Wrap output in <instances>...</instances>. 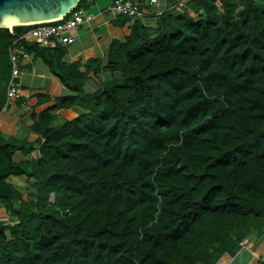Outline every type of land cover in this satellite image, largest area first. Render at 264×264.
Instances as JSON below:
<instances>
[{"label": "trees", "instance_id": "1", "mask_svg": "<svg viewBox=\"0 0 264 264\" xmlns=\"http://www.w3.org/2000/svg\"><path fill=\"white\" fill-rule=\"evenodd\" d=\"M29 28H0V113ZM20 47L70 93L33 121L37 157L0 131V264H225L264 235V0H187L83 72L65 47ZM92 71L113 76L88 93Z\"/></svg>", "mask_w": 264, "mask_h": 264}, {"label": "crops", "instance_id": "2", "mask_svg": "<svg viewBox=\"0 0 264 264\" xmlns=\"http://www.w3.org/2000/svg\"><path fill=\"white\" fill-rule=\"evenodd\" d=\"M160 0L161 5L150 7L151 14L147 16V25L155 26L158 17L153 13L157 10H165L170 6L177 5L180 1L187 0ZM96 2V0H95ZM111 2V1H110ZM99 6L93 16V20L80 25L77 40L66 48L65 61L68 63H80V71H85V63L90 59L103 60L107 54L112 40L122 39L131 33L133 21L129 19L124 22V18L113 19L104 13L105 4H96ZM93 8V7H92ZM92 8L90 10H92ZM95 9V8H93ZM89 10V11H90ZM88 11V10H87ZM86 11V12H87ZM190 11V10H189ZM90 15V14H89ZM21 95L7 108L0 113V131L7 137H15L18 140L27 139L35 144V151L32 156L37 157L40 147L39 135L32 131L31 125L34 120L39 119V115L56 104L59 97L68 95L70 91L55 77L45 62L30 54V57L21 64ZM113 75L110 72L102 71L95 76L94 72L89 73L90 80L86 84V92H94L100 87L101 82L108 80ZM82 112L81 108L75 106L69 109H59L54 112L57 120H72ZM61 124V123H59ZM58 125V124H55ZM20 152L14 156V161L22 160ZM16 185L20 191H27V179L20 177ZM21 181L22 183H19ZM0 220L7 221L8 216L5 208L0 205ZM264 259V235L252 242L249 239L248 244L239 251V253L225 264H259Z\"/></svg>", "mask_w": 264, "mask_h": 264}, {"label": "built area", "instance_id": "3", "mask_svg": "<svg viewBox=\"0 0 264 264\" xmlns=\"http://www.w3.org/2000/svg\"><path fill=\"white\" fill-rule=\"evenodd\" d=\"M88 1L89 3L95 2V0ZM146 3L147 7H145V0H111L103 12L113 19L123 15L133 22L141 21L147 25V16L151 14L150 7L158 8L161 3L160 0H148ZM182 8H185L184 1H180L177 5L167 9L182 10ZM163 11L157 10L153 15L158 17ZM91 20H93V16L86 12L85 7L80 8L79 6L62 19L31 24L26 33L12 42L9 47L12 71L7 87V99L4 109H7L21 95L20 64L26 61L30 54L20 47V42L25 40L49 49H55L59 46L67 47L77 40L80 25ZM240 244L245 247L248 244V239H244Z\"/></svg>", "mask_w": 264, "mask_h": 264}, {"label": "water", "instance_id": "4", "mask_svg": "<svg viewBox=\"0 0 264 264\" xmlns=\"http://www.w3.org/2000/svg\"><path fill=\"white\" fill-rule=\"evenodd\" d=\"M82 0H0V28L59 20ZM11 25V26H10Z\"/></svg>", "mask_w": 264, "mask_h": 264}, {"label": "rangeland", "instance_id": "5", "mask_svg": "<svg viewBox=\"0 0 264 264\" xmlns=\"http://www.w3.org/2000/svg\"><path fill=\"white\" fill-rule=\"evenodd\" d=\"M110 1L111 0H96V2H93V3H89L88 4V6H86V11H87V13L88 14H90V15H95L96 14V12H97V8H99V6L98 5H96V4H101V5H103V4H105V7L107 6V5H109V3H110ZM95 8V9H93V8ZM97 7V8H96ZM92 8V10H90ZM100 9V8H99ZM90 10V11H89ZM62 121L63 120H57V123L55 122V124H59V123H62ZM54 124V125H55ZM21 178H13V183H16L17 182V180H20ZM19 183H22L21 181H19ZM16 184H18V183H16ZM27 187V186H26ZM26 190V189H25ZM25 190H23V192L24 193H26L27 191H25ZM258 238V235L256 234V236L255 237H252V242H254V241H256V239Z\"/></svg>", "mask_w": 264, "mask_h": 264}, {"label": "clouds", "instance_id": "6", "mask_svg": "<svg viewBox=\"0 0 264 264\" xmlns=\"http://www.w3.org/2000/svg\"><path fill=\"white\" fill-rule=\"evenodd\" d=\"M31 25V24H30ZM30 25H27V26H30ZM13 181V180H12ZM23 192V191H22ZM24 193V192H23ZM53 199V198H52ZM246 239V238H245ZM248 239V238H247ZM248 242H249V239H248Z\"/></svg>", "mask_w": 264, "mask_h": 264}, {"label": "bare ground", "instance_id": "7", "mask_svg": "<svg viewBox=\"0 0 264 264\" xmlns=\"http://www.w3.org/2000/svg\"><path fill=\"white\" fill-rule=\"evenodd\" d=\"M11 26V25H10Z\"/></svg>", "mask_w": 264, "mask_h": 264}]
</instances>
